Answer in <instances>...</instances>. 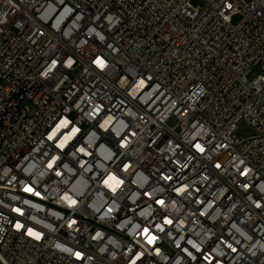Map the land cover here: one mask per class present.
I'll return each instance as SVG.
<instances>
[{
    "label": "built area",
    "instance_id": "2783aa9c",
    "mask_svg": "<svg viewBox=\"0 0 264 264\" xmlns=\"http://www.w3.org/2000/svg\"><path fill=\"white\" fill-rule=\"evenodd\" d=\"M0 264H264V0H0Z\"/></svg>",
    "mask_w": 264,
    "mask_h": 264
},
{
    "label": "rangeland",
    "instance_id": "374dc122",
    "mask_svg": "<svg viewBox=\"0 0 264 264\" xmlns=\"http://www.w3.org/2000/svg\"><path fill=\"white\" fill-rule=\"evenodd\" d=\"M195 4H199L198 1L194 2ZM244 19V15L242 13L234 14L231 18V22L233 25L240 24ZM259 71L255 69L251 74L250 78H252L255 74H257ZM254 133V130L246 123H241L239 125L238 134L242 137H249Z\"/></svg>",
    "mask_w": 264,
    "mask_h": 264
}]
</instances>
